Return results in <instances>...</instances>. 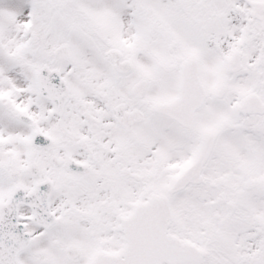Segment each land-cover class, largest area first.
Here are the masks:
<instances>
[{"label":"snow or ice","instance_id":"obj_1","mask_svg":"<svg viewBox=\"0 0 264 264\" xmlns=\"http://www.w3.org/2000/svg\"><path fill=\"white\" fill-rule=\"evenodd\" d=\"M0 264H264V0H0Z\"/></svg>","mask_w":264,"mask_h":264}]
</instances>
